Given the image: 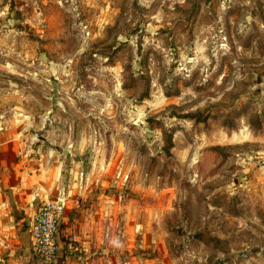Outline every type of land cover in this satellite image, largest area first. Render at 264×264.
I'll return each mask as SVG.
<instances>
[{"label":"rangeland","instance_id":"obj_1","mask_svg":"<svg viewBox=\"0 0 264 264\" xmlns=\"http://www.w3.org/2000/svg\"><path fill=\"white\" fill-rule=\"evenodd\" d=\"M47 131L105 264H264V0H0V141Z\"/></svg>","mask_w":264,"mask_h":264},{"label":"crops","instance_id":"obj_2","mask_svg":"<svg viewBox=\"0 0 264 264\" xmlns=\"http://www.w3.org/2000/svg\"><path fill=\"white\" fill-rule=\"evenodd\" d=\"M43 138L48 142L37 143L32 153L20 158L16 157L19 143L10 138L0 141V264H105L108 260L91 250L96 246L109 253L106 237L92 235L93 227L104 226V200L100 201L96 190H90L94 184L91 179L79 190L72 149L61 148L60 156L51 131ZM47 200L63 205L60 237L72 230L82 243L75 254L60 246L52 260L42 262L32 251L28 227L35 209Z\"/></svg>","mask_w":264,"mask_h":264},{"label":"built area","instance_id":"obj_3","mask_svg":"<svg viewBox=\"0 0 264 264\" xmlns=\"http://www.w3.org/2000/svg\"><path fill=\"white\" fill-rule=\"evenodd\" d=\"M264 169V162L260 164ZM63 205L57 200L42 202L34 211L29 222L28 232L32 251L42 262L53 259L60 246L71 254L80 251L78 235L68 232L64 241L60 239V219Z\"/></svg>","mask_w":264,"mask_h":264},{"label":"water","instance_id":"obj_4","mask_svg":"<svg viewBox=\"0 0 264 264\" xmlns=\"http://www.w3.org/2000/svg\"><path fill=\"white\" fill-rule=\"evenodd\" d=\"M64 152H65V153H67V151H66V150H65Z\"/></svg>","mask_w":264,"mask_h":264}]
</instances>
